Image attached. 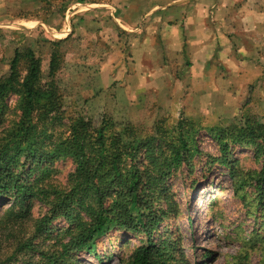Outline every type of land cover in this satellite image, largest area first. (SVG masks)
<instances>
[{
	"label": "trees",
	"instance_id": "16d2710c",
	"mask_svg": "<svg viewBox=\"0 0 264 264\" xmlns=\"http://www.w3.org/2000/svg\"><path fill=\"white\" fill-rule=\"evenodd\" d=\"M62 42L52 43L46 74L39 56L22 48L0 77V264H80L73 254L95 253L96 240L113 229L145 235L117 264H181L176 243L156 238L167 212L152 206L170 176L190 168L202 130L219 152L209 157V170L215 164L227 169L234 194L264 219V119L247 114L212 127L181 119L173 129L157 123L147 135L109 119L97 127L80 117L63 124L56 79ZM236 147L252 151L259 168H239L231 157ZM65 159L74 170L60 186L52 166ZM36 205L45 207L38 217ZM59 218L68 226L52 238L47 232ZM233 264L251 263L240 253Z\"/></svg>",
	"mask_w": 264,
	"mask_h": 264
},
{
	"label": "rangeland",
	"instance_id": "374dc122",
	"mask_svg": "<svg viewBox=\"0 0 264 264\" xmlns=\"http://www.w3.org/2000/svg\"><path fill=\"white\" fill-rule=\"evenodd\" d=\"M46 1L51 2V7L55 0ZM73 1L76 0H69L67 6L71 7ZM19 2L5 0V7H0V77L8 72L15 50L22 48H31L39 56L46 74L54 49L52 43L65 36V30L69 32L68 17L62 21L60 33L47 32L49 29L44 26L19 20L27 17L20 14L19 11L25 9H20ZM40 6L41 9L26 8L27 14L46 17L47 13ZM87 7L83 6L79 13L86 12ZM74 11L78 10H70ZM93 12L89 17H94V21L90 23L75 15L70 22L74 37L59 45L64 62L56 79L63 94V124L80 117L97 127L103 119H109L116 124L129 123L139 134L147 135L157 123L162 122L166 128L173 129L181 119L194 120L204 127L238 120L247 114L264 119V36L256 37L252 43L256 49L252 52L235 51V55L243 54L242 67L247 75L241 85L228 80L226 84L215 83L214 91L208 93L207 99L197 100L189 93L188 66L181 65L175 58L163 68L156 59L149 65L146 57L143 61L146 66H137L139 53L131 50V40L123 35L124 32L121 34L115 29L113 17L107 13L109 8ZM48 19L54 27L60 21L58 15ZM30 28L36 29L30 31ZM94 31L97 34L94 35ZM100 31H104V35ZM116 31L120 33L119 43H107L104 38L110 40L111 32L117 34ZM239 38L247 40L242 35ZM213 58L218 66L216 53ZM158 69H165L167 74L164 71L156 74ZM203 89L201 87V91ZM201 94L205 96V93ZM14 101L12 97L9 104L12 106ZM197 145L199 154L193 156L190 168L183 167L173 173L152 206L167 212L156 238L176 243L175 254L181 264H233L240 253H246L251 264L259 263L264 259V219L234 194L227 169L215 164L209 170V157L219 154L215 140L202 130ZM231 157L237 160L239 168H259L250 150L236 147ZM52 167L56 183L65 186L68 175L74 170L72 161L61 160ZM44 209L36 205L34 217L43 214ZM67 226L64 218H59L47 233L54 238L58 230ZM42 238L40 235L36 242H42ZM52 238L44 242H53ZM144 239L145 235L135 238L113 229L96 240L95 253H76L73 257L80 264H117L119 258L127 257L132 247Z\"/></svg>",
	"mask_w": 264,
	"mask_h": 264
},
{
	"label": "crops",
	"instance_id": "0c3cea01",
	"mask_svg": "<svg viewBox=\"0 0 264 264\" xmlns=\"http://www.w3.org/2000/svg\"><path fill=\"white\" fill-rule=\"evenodd\" d=\"M68 2L55 0L49 7L51 2L46 0H20V9L25 10L19 12L27 17L19 20L34 23L37 27L44 26L49 29L47 32L60 33L62 21L65 22L68 17L69 32L65 30V36L59 38L68 40L74 37L75 31L70 22L75 15L90 23L94 21V17H89L91 12L109 8L110 12L107 13L113 17L115 29L121 34L124 32L123 35L131 40V50L139 53L140 59L136 58V65L144 67L146 57L149 65L152 59H156L160 61V67L165 68L175 58L178 59L181 65L184 63L189 68L186 78L189 93L197 100L207 99L208 93L214 91L215 83L226 84L228 80L241 85L247 75L242 67L243 54L235 55V51L252 52L256 49V46L252 47L256 37L264 36V0H76L71 7L67 6ZM40 5L47 13L46 17L27 14L26 8L41 9ZM2 6L5 7V0H0ZM83 6H88L87 11L79 13ZM74 8L78 11L70 12ZM51 15L60 18L55 27L49 23ZM36 28H30V31ZM116 32H111L110 40L104 38L107 43H119L120 33ZM100 33L104 35V31ZM93 34H97L96 31ZM241 35L247 40H241ZM145 51H148L149 57L144 55ZM215 53L223 70L214 64ZM163 71L167 74L165 69ZM163 71L158 69L155 73L160 75ZM201 87L205 89L201 91ZM202 92L205 96H202Z\"/></svg>",
	"mask_w": 264,
	"mask_h": 264
}]
</instances>
